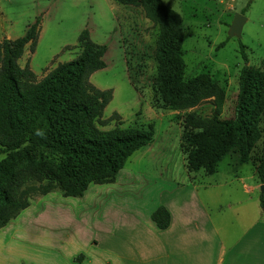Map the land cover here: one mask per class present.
Listing matches in <instances>:
<instances>
[{
  "label": "rangeland",
  "instance_id": "1",
  "mask_svg": "<svg viewBox=\"0 0 264 264\" xmlns=\"http://www.w3.org/2000/svg\"><path fill=\"white\" fill-rule=\"evenodd\" d=\"M161 3L163 16L171 12L183 26V54L165 63L174 65L189 85L190 95L185 97L189 106L179 109L163 104L155 84L160 67L155 49L163 33V16L153 20L143 7L120 0H0V42L22 36L41 16L37 42L33 47L27 44L18 61L33 70L36 81L59 62L77 56L78 35L88 28L91 39L107 47L105 67L92 73L89 82L112 90L102 114V120L108 122L99 127L152 125L154 130L151 143L126 160L113 182L92 183L81 197L64 196L59 189L32 196L30 205L0 228L2 237L17 238L7 249L23 247L35 253L37 247L61 253L58 234L66 237V252L61 254L68 260L67 253L89 251L88 240L94 238L93 247L103 251L107 230L113 228L119 237L112 236L122 238L133 225L147 226L145 211L157 202L194 216L219 213L230 240L253 217L264 221V210L258 204L262 184L256 174L264 152V110L259 122L261 137L247 163L238 162L231 138L230 152L218 162L216 173L190 172L187 156L192 147L184 140L200 130L186 123L190 113L223 120L233 117L245 64L242 45L247 64L264 71V0ZM237 13L246 18L240 38L229 35ZM114 113L118 116L109 120ZM123 226L127 228L123 230ZM23 240L33 248L25 247ZM6 255V250L0 253V264H23L21 253L11 261Z\"/></svg>",
  "mask_w": 264,
  "mask_h": 264
},
{
  "label": "trees",
  "instance_id": "2",
  "mask_svg": "<svg viewBox=\"0 0 264 264\" xmlns=\"http://www.w3.org/2000/svg\"><path fill=\"white\" fill-rule=\"evenodd\" d=\"M120 1L143 7L153 20L164 15L161 0ZM160 22L163 33L155 49L160 62L155 84L165 106L184 108L189 106L185 101L190 95L189 85L174 65L165 64L183 54V26L171 12ZM40 23L41 16H37L22 36L0 42V228L26 209L35 194L59 189L64 196L81 197L92 183L113 182L126 160L149 145L154 136L152 125L99 127L108 122L102 120V114L112 99V90L99 89L89 82L92 73L105 67L107 47L93 41L88 28L78 35L77 56L59 62L40 80L36 81L28 65L20 66L18 61L26 45L33 47L37 42ZM241 52L245 64L240 72L233 117L202 118L194 112L186 117L190 127L200 129L184 138L192 147L187 156L190 172L216 173L218 162L230 152L231 138L238 162L247 163L261 137L264 71L247 64L243 45ZM114 116L118 114L114 113L109 120ZM37 130L44 135H37ZM256 174L264 184V152ZM258 203L264 210V189ZM151 219L158 228L165 229L170 213L160 205Z\"/></svg>",
  "mask_w": 264,
  "mask_h": 264
},
{
  "label": "crops",
  "instance_id": "3",
  "mask_svg": "<svg viewBox=\"0 0 264 264\" xmlns=\"http://www.w3.org/2000/svg\"><path fill=\"white\" fill-rule=\"evenodd\" d=\"M160 205L170 213V223L165 229L158 228L151 219L152 212ZM125 213L131 215L128 207ZM145 214L147 226L133 225L122 238H118L113 228L107 230V245L103 251L93 247L94 238L88 240L89 251L67 253L68 260L63 256L66 252L64 235H55L60 241L57 248L60 247L63 255L37 247L35 253L24 251L23 247L7 249L17 238L6 239L0 235V253L6 250L9 261L14 259L13 255L21 253L23 264H264V221L257 217L248 220L241 234L230 240L219 213L194 216L157 202L148 207ZM126 228L123 226V230ZM67 238L70 242L71 237ZM24 245L33 248L28 241Z\"/></svg>",
  "mask_w": 264,
  "mask_h": 264
},
{
  "label": "water",
  "instance_id": "4",
  "mask_svg": "<svg viewBox=\"0 0 264 264\" xmlns=\"http://www.w3.org/2000/svg\"><path fill=\"white\" fill-rule=\"evenodd\" d=\"M245 22H246V18L242 14H240V13L235 14L233 21H232L230 28H229V35L230 36H237L238 38H240L241 33H242V28H243V25ZM260 188H261V190H263L264 184H262L260 186Z\"/></svg>",
  "mask_w": 264,
  "mask_h": 264
},
{
  "label": "clouds",
  "instance_id": "5",
  "mask_svg": "<svg viewBox=\"0 0 264 264\" xmlns=\"http://www.w3.org/2000/svg\"><path fill=\"white\" fill-rule=\"evenodd\" d=\"M36 134L39 135V136H43L44 135V133L42 131H40V130H37Z\"/></svg>",
  "mask_w": 264,
  "mask_h": 264
}]
</instances>
